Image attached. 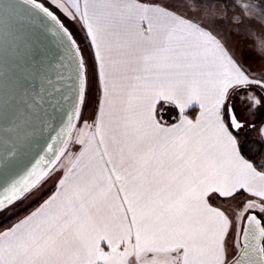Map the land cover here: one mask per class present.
<instances>
[{
  "label": "snow or ice",
  "instance_id": "snow-or-ice-1",
  "mask_svg": "<svg viewBox=\"0 0 264 264\" xmlns=\"http://www.w3.org/2000/svg\"><path fill=\"white\" fill-rule=\"evenodd\" d=\"M0 216V264H264V0H0Z\"/></svg>",
  "mask_w": 264,
  "mask_h": 264
},
{
  "label": "rangeland",
  "instance_id": "rangeland-1",
  "mask_svg": "<svg viewBox=\"0 0 264 264\" xmlns=\"http://www.w3.org/2000/svg\"><path fill=\"white\" fill-rule=\"evenodd\" d=\"M236 46V55L242 61L252 63L253 65L260 62L259 53L253 47V44L250 40L241 39L237 42ZM3 221V217L0 216V223Z\"/></svg>",
  "mask_w": 264,
  "mask_h": 264
},
{
  "label": "trees",
  "instance_id": "trees-1",
  "mask_svg": "<svg viewBox=\"0 0 264 264\" xmlns=\"http://www.w3.org/2000/svg\"><path fill=\"white\" fill-rule=\"evenodd\" d=\"M0 224H5V226H6V222L4 220Z\"/></svg>",
  "mask_w": 264,
  "mask_h": 264
}]
</instances>
